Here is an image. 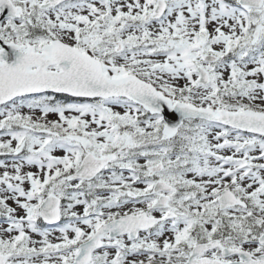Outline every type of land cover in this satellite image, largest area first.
<instances>
[{
  "label": "snow or ice",
  "instance_id": "6c2138e0",
  "mask_svg": "<svg viewBox=\"0 0 264 264\" xmlns=\"http://www.w3.org/2000/svg\"><path fill=\"white\" fill-rule=\"evenodd\" d=\"M0 264H264V0H0Z\"/></svg>",
  "mask_w": 264,
  "mask_h": 264
}]
</instances>
